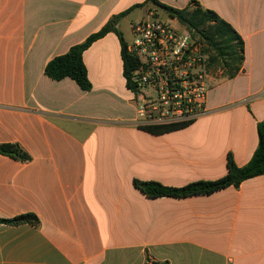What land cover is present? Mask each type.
<instances>
[{
  "label": "crops",
  "instance_id": "1",
  "mask_svg": "<svg viewBox=\"0 0 264 264\" xmlns=\"http://www.w3.org/2000/svg\"><path fill=\"white\" fill-rule=\"evenodd\" d=\"M195 1L238 32L245 62L233 79L212 81L206 116L153 134L137 126L115 33L83 54L90 91L45 74L54 57L144 4L119 23L129 44L131 24L154 13L148 0H0V145L30 157L0 154V218L39 219L0 224V264H264V175L186 198H150L133 183L217 180L229 155L243 167L258 147L264 0Z\"/></svg>",
  "mask_w": 264,
  "mask_h": 264
},
{
  "label": "trees",
  "instance_id": "2",
  "mask_svg": "<svg viewBox=\"0 0 264 264\" xmlns=\"http://www.w3.org/2000/svg\"><path fill=\"white\" fill-rule=\"evenodd\" d=\"M148 3H151L154 8L162 10L170 18L178 20L193 34L198 42L203 44L204 49L210 55V63L214 71L223 70V77L227 79H233L240 73L245 62V43L232 25L223 20L215 11L203 8L195 0H192L184 9L167 6L159 0H148ZM143 6L144 4L135 5L129 10L114 16L100 31L89 36L86 41L71 47L66 54L54 57L46 65L45 74L55 81L70 78L82 90L90 91L93 86L88 77L83 54L97 40L108 33H115L121 40L124 76L127 86L131 87L129 81L134 70L138 67V62L127 51L128 44L119 29V23L133 10ZM186 126L147 127L143 129L153 134H163ZM257 130L259 143L251 160L245 166L239 167L232 155H229L228 172L222 178L213 181H196L183 187H171L155 181L135 179L133 181L134 186L150 198H186L197 195H210L231 186L238 188L244 181L264 175V121L258 123ZM0 154L22 162L30 160L29 155L16 144L0 145ZM0 224H31L37 226L39 219L34 214H24L12 220L0 218Z\"/></svg>",
  "mask_w": 264,
  "mask_h": 264
},
{
  "label": "built area",
  "instance_id": "3",
  "mask_svg": "<svg viewBox=\"0 0 264 264\" xmlns=\"http://www.w3.org/2000/svg\"><path fill=\"white\" fill-rule=\"evenodd\" d=\"M127 51L138 67L129 90L140 128L189 125L207 115L214 71L203 44L178 20L151 13L131 24Z\"/></svg>",
  "mask_w": 264,
  "mask_h": 264
},
{
  "label": "rangeland",
  "instance_id": "4",
  "mask_svg": "<svg viewBox=\"0 0 264 264\" xmlns=\"http://www.w3.org/2000/svg\"><path fill=\"white\" fill-rule=\"evenodd\" d=\"M151 11H154V13L155 14H157L158 15V17L159 18H161V19H168L167 18V16H166V14L164 13V12H162L160 9H156V8H151L150 9ZM142 15H143V12L141 11V9H138L137 11H136V13H135V16H137L138 18H141L142 17ZM146 17V16H145ZM137 18V19H138ZM142 19V18H141ZM128 24H129V22L128 21H125L124 22V28L125 29H128ZM129 39H130V41L132 40V36L130 37L129 36ZM223 71V70H222ZM218 77V79H222L223 78V74L221 73L220 75H218L217 76ZM214 83H216V84H218L217 82H214ZM215 84V85H216ZM222 88H223V86L222 87H219V88H214V90L212 91V93H211V96H216L217 95V93L220 91L221 92V90H222Z\"/></svg>",
  "mask_w": 264,
  "mask_h": 264
}]
</instances>
